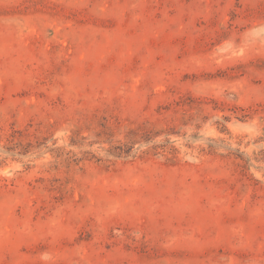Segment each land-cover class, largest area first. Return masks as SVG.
<instances>
[{
  "label": "rangeland",
  "instance_id": "obj_1",
  "mask_svg": "<svg viewBox=\"0 0 264 264\" xmlns=\"http://www.w3.org/2000/svg\"><path fill=\"white\" fill-rule=\"evenodd\" d=\"M0 264H264V0H0Z\"/></svg>",
  "mask_w": 264,
  "mask_h": 264
}]
</instances>
